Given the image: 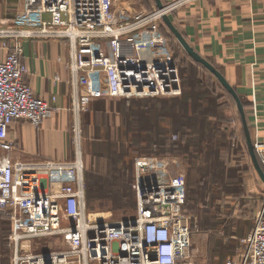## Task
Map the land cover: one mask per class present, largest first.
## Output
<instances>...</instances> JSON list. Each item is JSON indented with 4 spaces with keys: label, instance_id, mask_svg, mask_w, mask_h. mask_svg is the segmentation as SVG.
<instances>
[{
    "label": "built area",
    "instance_id": "built-area-1",
    "mask_svg": "<svg viewBox=\"0 0 264 264\" xmlns=\"http://www.w3.org/2000/svg\"><path fill=\"white\" fill-rule=\"evenodd\" d=\"M52 1V19L32 27L20 28L0 17V215L11 223L10 264H203L191 257L184 178L169 175L165 160L138 157L135 217L100 222L88 211L79 161L74 182L59 180L46 190L41 174L46 170L17 169L12 160L15 142L9 138L15 121L38 128L52 112L51 103L37 97L24 79L22 40L68 39L74 73L84 83L96 82L106 96L181 95L176 58L147 56L137 33L195 0H176L154 12L135 7L132 0ZM10 40L17 41L13 50ZM90 101L76 98V112ZM74 131L80 134L79 128ZM255 147L264 164V142L256 140ZM244 242L243 251L225 264H264V204Z\"/></svg>",
    "mask_w": 264,
    "mask_h": 264
},
{
    "label": "crops",
    "instance_id": "crops-1",
    "mask_svg": "<svg viewBox=\"0 0 264 264\" xmlns=\"http://www.w3.org/2000/svg\"><path fill=\"white\" fill-rule=\"evenodd\" d=\"M160 1L168 4L176 0ZM150 3L153 8L157 6L156 0ZM53 13L52 0H0V17L20 28L50 20ZM169 19L241 97L242 108L236 102L238 109L235 118L232 116L238 135L247 139L248 131L251 140L264 142V0H195L169 15ZM146 32H138V38ZM16 44V40L8 41L12 50ZM21 45V61L27 66L24 79L37 97L51 103L52 112L38 128L26 120L12 123L9 135L15 142L12 160L17 169L46 170L41 174L43 187L49 190L59 180L74 179L78 153L72 146V123L82 126L85 141L79 156L88 165L93 152L87 143L95 138L105 140L109 135L113 141L118 136L131 98L109 97L99 90L96 82L84 83L81 75L70 67L73 50L68 39L29 38L22 40ZM86 96L91 98L90 104L84 111L76 112V98ZM244 171L241 186L257 189L260 177L251 165L246 164ZM253 227L254 224L247 233Z\"/></svg>",
    "mask_w": 264,
    "mask_h": 264
},
{
    "label": "rangeland",
    "instance_id": "rangeland-1",
    "mask_svg": "<svg viewBox=\"0 0 264 264\" xmlns=\"http://www.w3.org/2000/svg\"><path fill=\"white\" fill-rule=\"evenodd\" d=\"M152 3V1H151ZM150 0H132V4L137 8H146L149 11H157L159 8L153 5ZM193 3V2H192ZM150 4V7L148 6ZM152 5V6H151ZM166 4H164L165 6ZM183 7V6H182ZM180 8V7H179ZM179 8L168 12L171 15ZM142 31H147L144 33L142 38H138V43L144 48V54L147 56H158L161 55H172L176 58V64L179 69V74L186 78L189 75V70L191 66H194L198 71V81L204 83L205 90L209 91L215 87L216 93L222 95L221 100L218 104L222 107L221 112L224 114L222 123L220 124L221 131L226 133V146L222 150V158L226 161L228 165V170L224 172L223 180L220 182L222 188L218 190V187L213 188V182L210 187H202L197 190L199 203L197 206H193V203L186 202L184 207V212L186 216L190 218L192 226L193 242L191 245V257L195 262L203 264H224V261L228 260V257L222 258L217 254L219 244L223 246L234 245L235 252L231 255L234 258L237 254L241 253L244 249L245 242L244 239L249 233V228L254 224L256 214L260 211L264 204V181L259 176L258 171L255 167L254 161L252 159L249 144L246 138L240 137L237 133L236 123L233 117L236 116V100L232 94L226 89V87L220 82V80L211 73L203 64L194 60L185 48L179 42L175 33L169 28L165 20L157 19L155 23L148 26ZM182 82V80H181ZM167 98L175 97L165 95ZM179 96V95H176ZM239 96V94H238ZM240 97V96H239ZM136 99H143L150 97H132ZM241 100V97H240ZM226 101L232 104L223 106L221 102ZM232 107L230 108V106ZM233 116V117H232ZM229 118V120H228ZM234 120V121H233ZM80 129V138L74 131V128ZM72 137L73 150L78 153L79 165H82V176L83 183L85 186V196H86V179L87 172H95L99 169L102 173H105L107 168V163L104 159H98L93 156L91 158L90 164L82 162L81 152L83 153L84 147V137L82 126L77 122L72 123L70 130ZM82 136V137H81ZM176 136L173 139L176 140ZM254 152L260 162L262 169L264 170V164L260 155L258 154L255 143L256 140H251ZM80 155V156H79ZM85 157V155H84ZM138 157H158L159 159L165 160L164 168L169 175H176L177 177L182 176L185 181L186 197L188 198V171L184 163V156L179 153H165L162 155H149L147 153H142L141 155L135 156L133 159V177L134 182L132 183V188L130 189L134 193V199L136 196V190L134 188L135 175L137 172L136 159ZM86 160L90 158H85ZM77 163H75L76 165ZM251 165V168L258 177H260V186L252 190L249 186L241 187L242 180L239 179L240 173L245 169V165ZM78 165V166H79ZM159 171V170H158ZM158 171H154L155 176L159 175ZM151 173V170L149 171ZM245 172V171H244ZM152 174V173H151ZM74 176V174H73ZM64 177L62 176V179ZM75 179H73V182ZM216 183V184H220ZM208 185V184H207ZM221 186V185H220ZM123 201H127L129 195L127 189L124 188V195H122ZM208 206L204 205V202ZM86 202L89 213L96 221H119L122 219H133L136 214L137 208V198L135 200L136 207H122L119 209H114L113 204L108 200H97L91 203V208L88 206L87 196ZM210 203L212 205H210ZM195 207V208H194ZM215 212L217 215H213L214 224L216 229L203 230L201 223L203 221L204 215H210ZM12 228L11 223L4 217L0 215V264H10L11 252L7 247V237L10 234ZM242 232L243 235H239ZM6 244V247L4 246ZM45 243V242H44ZM43 243V244H44ZM41 246V245H40ZM38 246V250L43 249Z\"/></svg>",
    "mask_w": 264,
    "mask_h": 264
},
{
    "label": "trees",
    "instance_id": "trees-1",
    "mask_svg": "<svg viewBox=\"0 0 264 264\" xmlns=\"http://www.w3.org/2000/svg\"><path fill=\"white\" fill-rule=\"evenodd\" d=\"M180 73L181 95L129 99L131 105L122 118L118 136L113 141L109 135L105 140L95 138L87 143L93 156L107 163L105 173L101 169L87 172L89 208L97 200L110 201L114 209L136 207V196L134 199V193L130 190L134 182L133 159L142 153L159 156L179 153L184 156L188 171L187 202L193 203V206L200 202L197 194L199 188L210 187L212 182L213 188H222L220 182L224 172L230 168L222 158L227 139V134L220 127L224 114L218 102L222 95L216 93L213 86L210 91L205 90L204 83L198 81V71L194 66L190 67L186 78ZM221 103L223 106L229 104L226 101ZM104 125L107 128V121ZM173 136L177 137L176 140ZM124 188L129 195L125 202L122 198ZM204 205L208 206L206 201ZM213 215L217 214L204 215L201 223L203 230L216 229ZM239 235L243 233L239 232ZM235 247L219 244L217 254L222 258L228 257L234 254Z\"/></svg>",
    "mask_w": 264,
    "mask_h": 264
},
{
    "label": "water",
    "instance_id": "water-1",
    "mask_svg": "<svg viewBox=\"0 0 264 264\" xmlns=\"http://www.w3.org/2000/svg\"><path fill=\"white\" fill-rule=\"evenodd\" d=\"M156 1H157V7L159 9L164 7V4L160 0H156ZM163 19L165 20V22L167 23L169 28L175 33V35L177 36L179 42L185 48V50L188 52V54L194 60H196V61L200 62L201 64H203L211 73H213L220 80V82L226 87V89L232 94V96L236 100V102L239 105V107L242 108V103H241L240 97L238 96V93L228 83V81L226 80L224 75L218 69H216L207 59L202 57L198 52H196L194 50V48L187 42L186 38L182 35V33L170 21L168 14H165L163 16ZM247 140H248L250 153H251L252 159L254 161L255 167H256L259 175L261 176V178L264 181V170L262 169V167L260 165V162H259V160H258V158H257V156H256V154L254 152V149H253V146H252L251 137H250V134L248 133V131H247Z\"/></svg>",
    "mask_w": 264,
    "mask_h": 264
}]
</instances>
